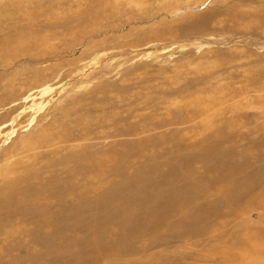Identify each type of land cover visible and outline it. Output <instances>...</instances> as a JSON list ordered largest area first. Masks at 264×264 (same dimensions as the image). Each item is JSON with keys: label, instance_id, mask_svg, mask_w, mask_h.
Instances as JSON below:
<instances>
[{"label": "rangeland", "instance_id": "1", "mask_svg": "<svg viewBox=\"0 0 264 264\" xmlns=\"http://www.w3.org/2000/svg\"><path fill=\"white\" fill-rule=\"evenodd\" d=\"M0 264H264V0H0Z\"/></svg>", "mask_w": 264, "mask_h": 264}, {"label": "bare ground", "instance_id": "2", "mask_svg": "<svg viewBox=\"0 0 264 264\" xmlns=\"http://www.w3.org/2000/svg\"><path fill=\"white\" fill-rule=\"evenodd\" d=\"M10 203V202H9Z\"/></svg>", "mask_w": 264, "mask_h": 264}]
</instances>
